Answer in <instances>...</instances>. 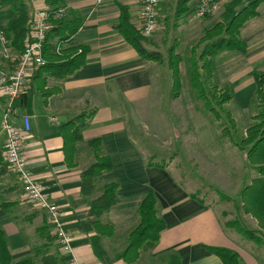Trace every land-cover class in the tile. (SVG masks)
Segmentation results:
<instances>
[{
    "label": "crops",
    "instance_id": "obj_1",
    "mask_svg": "<svg viewBox=\"0 0 264 264\" xmlns=\"http://www.w3.org/2000/svg\"><path fill=\"white\" fill-rule=\"evenodd\" d=\"M63 1L60 16L67 19L76 16L81 20L69 45L87 48L85 64L64 79L47 78V88H57L58 92L50 96L46 104L36 89L34 92L37 91L41 98L39 103L33 100L32 105L27 104L30 94L15 99L10 121L22 129L27 169L40 182L51 202L61 209L65 230L73 238L72 249L77 260L81 264H126L118 257L127 246L128 235L138 225V208L151 189L157 198V215L165 228L155 246L141 250L139 259L133 264H167L169 255H176L179 264H222L217 256L206 250L207 247L235 252L240 264H264V247L226 227V216L232 213L224 214L220 203H208L184 188L170 171L171 162L164 163L161 168L162 165L147 160L138 147L140 132H134L132 123L138 127L140 121L147 129L146 119L152 114V108L156 110L159 73L165 66L140 57L114 26L119 16V3L128 8L130 22L138 30L141 0ZM162 1L158 6V19ZM199 1H190L189 13L193 14ZM229 1L220 0V5ZM46 7L43 0H31L32 14ZM9 9L0 6V32L13 17ZM239 38L246 45L245 52L224 50L234 54L219 57L218 64L212 61L215 65L213 75L221 70L222 83L228 78L226 82L234 88L233 100H247L250 106L256 90L253 76L264 73V3L258 7L257 15L242 26ZM8 66L13 68L14 64L9 62ZM29 88L28 82L24 92ZM172 98L178 100L179 96ZM5 99L0 94L3 164ZM83 112L93 114L82 133V140L99 139L100 154L109 156L112 161L111 171L98 177L87 194L81 192V174L94 162L80 166L77 149V166L69 168L64 162L61 135V127ZM24 116L29 117L28 131L22 128ZM141 136H144L142 132ZM165 140L163 143L169 141ZM110 182L118 185L117 203L99 217L90 216V204L102 191L101 188L95 192L96 185L102 183L103 187ZM224 196L229 198L224 202L231 203L236 210L235 218L240 217L239 221L250 230L259 229L256 221L239 209L240 198L233 204L231 197ZM95 220L111 226L112 237L98 235L92 226ZM0 228L5 232L13 261L35 258L37 263L43 264L42 259L54 257V264H68L46 214L24 200L18 177L7 167L0 174ZM47 234L50 242L46 250L43 246ZM39 249L44 250V254ZM35 252L38 255L34 257Z\"/></svg>",
    "mask_w": 264,
    "mask_h": 264
},
{
    "label": "trees",
    "instance_id": "obj_2",
    "mask_svg": "<svg viewBox=\"0 0 264 264\" xmlns=\"http://www.w3.org/2000/svg\"><path fill=\"white\" fill-rule=\"evenodd\" d=\"M191 0H177L175 7V21L189 13L188 4ZM49 8L50 28L47 34V40L44 44L43 57L44 66L37 68L29 78L30 88L22 94L25 98L36 89L42 95L44 104L47 99L58 92L57 88H47V76L51 75L57 79H64L80 69L86 61L87 48L79 46H70L71 38L77 33L81 26L79 17L71 19L57 17L52 15L64 7L63 0H43ZM264 3V0H230L222 6L220 20L208 30L203 31V36L197 44L191 48V59L194 58L200 46H203L198 54L197 63L192 59L189 70L190 83L193 89H196L200 98H203L201 89V73L207 80L213 78L212 58L221 51L234 50L244 53L246 45L239 38V31L242 26L257 15L258 7ZM1 6H8L13 13V17L6 23L2 33L6 35L9 41V47L15 56L21 55L28 43H30V23L32 19L31 0H0ZM119 16L114 29L122 36L125 42L130 45L136 53L147 61H154L158 64H164L161 53L154 50H147L144 46L146 41L139 31L136 30L130 22L129 10L126 6L117 3ZM55 43V44H54ZM57 44L62 46L59 54L55 52ZM66 44V45H65ZM63 45H65L63 48ZM68 46V47H66ZM167 68L171 74L172 93L178 97L181 90L180 70L181 57L176 53V48L171 47ZM15 64V62H12ZM254 81L256 84L255 96L260 93L264 85V73H255ZM264 101V94L261 96ZM231 96L225 94V101H230ZM212 111V110H211ZM210 111V112H211ZM213 112V111H212ZM92 112H83L69 120L61 127L63 140L64 162L69 168H75V155L77 144L82 140V133L92 117ZM259 122L246 129V138L240 143H233L234 147L245 152V158L248 164L256 171L257 176L252 178L250 184L244 186L240 191L239 209L246 215L256 221L258 228L264 231V117H257ZM226 136L228 131L222 130ZM227 133V134H226ZM100 140L93 139L88 142L94 154V163L81 174V192L87 194L91 190L94 182L104 173L112 169V161L109 156L100 154ZM247 147V149H245ZM163 168L164 166H160ZM6 168L0 157V174ZM118 185L115 182L106 183L102 187L101 194L94 198L90 204L89 215L99 217L102 213L108 211L117 203ZM196 198V196H193ZM222 200L229 201L224 195H220ZM202 202V201H201ZM203 203V202H202ZM157 198L153 190H148L138 208L139 222L135 229L127 237V246L118 257L126 264L135 263L143 249L152 248L158 242L160 233L164 230V222L157 215ZM226 227L234 230L242 238L264 247V238L258 236L255 232L245 227L237 218L227 221ZM94 231L102 237H112L113 229L109 225H103L99 220L92 222ZM44 229H46L44 227ZM50 235H46V244L43 246L46 250L49 247ZM211 254L217 256L222 264H240L238 255L224 248L207 247ZM42 251L39 249L41 254ZM35 252L34 257L37 256ZM54 257L42 259L43 264H54ZM167 264H179L176 255H169ZM50 261H53L52 263ZM0 264H39L35 258H25L19 261H13L8 249L5 232L0 228Z\"/></svg>",
    "mask_w": 264,
    "mask_h": 264
},
{
    "label": "rangeland",
    "instance_id": "obj_3",
    "mask_svg": "<svg viewBox=\"0 0 264 264\" xmlns=\"http://www.w3.org/2000/svg\"><path fill=\"white\" fill-rule=\"evenodd\" d=\"M176 2L177 0L161 2L158 19L160 28L152 38H145L144 46L147 50L161 53L165 68L159 73L156 110L152 108V114L146 119L147 129L138 121V127L134 126L135 122L132 123L133 130L140 132L138 147L147 160L150 159L151 162L160 165L171 162L170 171L184 188L208 203H220L224 214L232 213L226 216V220H234L233 214L236 210L231 203L227 205L220 195H228L232 198L233 204H237L241 189L257 174L248 164L245 152L235 148L230 141L240 144L246 138V129L259 122L256 120L257 117L260 115L264 117V101L261 98L264 94V85L249 106L247 100H233L234 88L226 82L228 78L222 83L221 70H218V73L216 71L217 75L209 80L200 71L203 94V98H200L196 89L191 86L189 70L192 59L197 61L203 46L199 47L192 59L191 48L203 36L205 29H211L220 20L222 6L220 5V10L210 17L197 19L189 13L176 22ZM10 12L12 13L11 10ZM7 17L10 19V14ZM173 46L182 59L181 90L178 100L172 98L174 97L171 90L172 81L166 65L169 50ZM229 54L234 53L223 51L213 57L212 61L218 64L219 57ZM197 63L199 64L198 61ZM49 77L57 79L51 75L47 76ZM225 94L231 96L230 101H225ZM27 99L29 105H32L33 100L38 103L41 100L37 91L30 94ZM5 101L7 105V100ZM224 129L228 131L229 136L222 133ZM141 132L144 136H141ZM164 139L165 141L169 139L168 144L163 143ZM77 149L79 154L76 152V155L78 154L80 166L85 167L94 162L93 150L88 146V141L81 140L77 144ZM101 184L96 185L95 192L101 190ZM252 231L264 238V231L257 228Z\"/></svg>",
    "mask_w": 264,
    "mask_h": 264
},
{
    "label": "built area",
    "instance_id": "obj_4",
    "mask_svg": "<svg viewBox=\"0 0 264 264\" xmlns=\"http://www.w3.org/2000/svg\"><path fill=\"white\" fill-rule=\"evenodd\" d=\"M159 2L160 0H141L138 31L144 38H151L158 29ZM48 10L46 8L38 9L32 14L30 43L26 45L24 52L19 56L10 55L12 50L8 45L7 37L2 31L0 32V56L3 61L0 60V94L7 100L2 121L5 133L3 156L6 167L19 179L24 200L46 214L61 252L67 256L68 264H81L73 253V238L65 230L61 209L51 202L40 182L26 167L21 139L22 129L10 121L13 102L24 93L31 74L45 64L43 52L50 28L51 15ZM218 10H220V0H200L193 10V15L197 19H203L214 15ZM61 13L62 10L59 9L52 16L54 18L61 17ZM60 50H62V46L57 44L55 52L59 54ZM9 62H15L13 68L8 66ZM22 128L23 131L30 129L29 117H22Z\"/></svg>",
    "mask_w": 264,
    "mask_h": 264
}]
</instances>
